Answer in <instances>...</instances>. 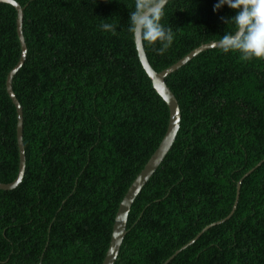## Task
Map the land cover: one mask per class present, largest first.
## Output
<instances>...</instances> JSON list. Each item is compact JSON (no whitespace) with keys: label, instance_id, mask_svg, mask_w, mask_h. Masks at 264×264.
Masks as SVG:
<instances>
[{"label":"trees","instance_id":"1","mask_svg":"<svg viewBox=\"0 0 264 264\" xmlns=\"http://www.w3.org/2000/svg\"><path fill=\"white\" fill-rule=\"evenodd\" d=\"M14 1L27 47L12 81L25 171L15 189L0 190V264H102L119 205L169 121L129 31L136 0ZM216 2L168 0L161 23L171 46L161 55L143 42L156 72L233 30L221 17L235 13H214ZM16 18L0 3V184L19 165L5 86L21 56ZM166 84L180 129L131 206L114 264H165L180 250L168 264H264V60L211 49Z\"/></svg>","mask_w":264,"mask_h":264},{"label":"water","instance_id":"2","mask_svg":"<svg viewBox=\"0 0 264 264\" xmlns=\"http://www.w3.org/2000/svg\"><path fill=\"white\" fill-rule=\"evenodd\" d=\"M167 2L168 0H166L165 5L167 4ZM0 3L7 4L16 10V13H17L16 31H17L18 39H19L20 46H21L20 60L17 63V65L7 75L6 84H5L6 93L9 99L11 100L13 106L16 109V114H17L16 139H17V144H18V149H19V165H18V174H17L16 179L10 184H0V190L9 191V190L15 189L20 184L24 176V171H25V155H24V147L22 143L23 112L13 92L12 81H13L14 76L17 74V72L23 66L25 62L26 54H27V47L24 41L23 30H22L23 15H24L23 8L14 0H0ZM134 44H135V48L137 51L139 62L143 70L145 71L146 75L148 76L154 91L162 98V100L166 103L169 109V121H168L166 133L163 139L161 140L159 146L157 147L156 151L153 153L152 157L147 162V164L143 167L139 175L136 177L134 182L130 185V187L128 188L127 192L125 193L119 205L118 211L114 219L113 230H112L111 239H110V245H109L107 254L102 264H114L115 263L119 250L122 246L124 237L126 235L128 215H129L131 206L136 200V198L138 197V195L141 193L145 185L149 182L151 177L154 175V173L156 172L157 168L162 163L164 158L166 157L180 129V110H179L178 102L166 84V80H165L166 77H168L170 74L175 72L178 68H180L182 65L190 61L192 58H194L198 54L204 51H207V50L219 48L217 46V42L210 43L207 45H202L199 48L192 51L186 57L181 59L175 65L163 70L162 72H156L150 66L147 60L145 51H144L143 42L138 36L134 37ZM240 184L241 182H239L237 185L236 202L232 208V213L235 210L236 205H237ZM224 221L225 220L219 221L218 223L213 224V226L219 225ZM210 227L211 225L205 228V230L209 229ZM197 238L198 236L196 237V239ZM196 239H194L191 243H193ZM180 251H177L174 254V256L177 255ZM174 256H172L169 259V261H171V259ZM169 261H167L165 264H168Z\"/></svg>","mask_w":264,"mask_h":264},{"label":"clouds","instance_id":"3","mask_svg":"<svg viewBox=\"0 0 264 264\" xmlns=\"http://www.w3.org/2000/svg\"><path fill=\"white\" fill-rule=\"evenodd\" d=\"M166 0H136L134 10L129 15V31L138 36L149 46L159 44L158 54H164L171 46L174 34L171 28L161 23L164 16ZM235 13L226 20L233 30L224 33L217 42L223 53L236 52L245 61L264 60V0H217L213 12L217 13L224 7ZM102 31L115 34L116 26L103 23Z\"/></svg>","mask_w":264,"mask_h":264},{"label":"bare ground","instance_id":"4","mask_svg":"<svg viewBox=\"0 0 264 264\" xmlns=\"http://www.w3.org/2000/svg\"><path fill=\"white\" fill-rule=\"evenodd\" d=\"M181 68V67H180ZM166 80V79H165ZM19 154V153H18ZM248 176V175H247ZM218 223V222H217ZM113 230V229H112ZM126 230H127V228H126ZM204 233V232H203ZM192 242V241H191ZM191 246V245H190ZM186 247V246H185ZM188 248V247H187Z\"/></svg>","mask_w":264,"mask_h":264}]
</instances>
